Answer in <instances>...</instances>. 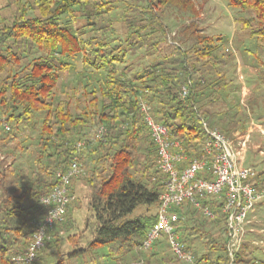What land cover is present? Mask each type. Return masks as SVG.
<instances>
[{
	"label": "trees",
	"instance_id": "16d2710c",
	"mask_svg": "<svg viewBox=\"0 0 264 264\" xmlns=\"http://www.w3.org/2000/svg\"><path fill=\"white\" fill-rule=\"evenodd\" d=\"M12 3L9 14L0 16V117L10 125L9 131L0 128V140L6 143L16 138L7 154L11 160L15 148L32 145L33 162L11 187L1 185L0 264H14L12 256L31 239L32 221L45 212L39 196L57 183L56 172L65 169L75 154L83 170L78 177L90 189L92 224L86 246L67 254H88V261L97 264L98 258H113L114 251L138 250L155 216L133 212L140 205L158 204L164 180L140 103L150 105L153 117L166 125L186 154L198 155L203 140L199 115L210 126L218 119L222 131L236 132L238 121L227 117L226 101L219 94L227 86L222 66L232 58V52L222 37L202 32L198 23L203 14L193 0ZM227 4L250 11L251 16L236 21L264 48V0H227ZM118 8L121 31L115 27ZM168 12L182 19L174 33L163 18ZM77 16L83 27L79 33L72 22ZM139 49L143 51L137 55L138 61H133ZM75 55L81 56L86 72L103 76L96 77L94 84L90 82V90L83 84L82 99H58L55 89L61 71L70 66L66 58ZM184 84L189 88L185 101L179 95ZM100 124L107 127L104 140L76 150L74 143L90 138ZM29 132L35 136L25 134ZM11 174L14 177V171ZM4 178L5 172L0 171V183ZM173 210L180 215L176 224L179 237L191 252L196 237L193 230L203 228L195 227V222L189 225L190 221L223 224L219 211L214 220H208L188 204ZM57 225L60 223L53 229ZM51 240L55 242V238ZM224 241L221 239L218 247L211 244L195 263L228 264ZM151 247L153 254L157 241ZM217 250L221 254L212 258ZM233 263L264 264V260L236 253ZM54 264H61L60 260Z\"/></svg>",
	"mask_w": 264,
	"mask_h": 264
},
{
	"label": "rangeland",
	"instance_id": "374dc122",
	"mask_svg": "<svg viewBox=\"0 0 264 264\" xmlns=\"http://www.w3.org/2000/svg\"><path fill=\"white\" fill-rule=\"evenodd\" d=\"M13 1L0 0V16L9 14L10 9L14 7ZM193 2L200 7L199 12L203 14L198 23L202 32L222 37L225 41L224 46L232 52V58L222 66L226 73L224 82L227 86L221 89L219 94H222L226 101L225 106L229 113H227V117L234 116L233 118L238 121L235 125L236 132L222 131L218 119L215 120L212 127H217L230 139L242 136L238 139L241 140L244 136H248L242 163L256 171V180L258 179L264 188V63H262L264 62V48L260 47L258 41L254 37H250L246 30L241 29L236 21L237 17L250 15V11H241L231 7L227 4V0H193ZM120 13V8H118L115 12V27L118 31L123 29ZM76 18L72 22L76 32L79 33L83 27H80L81 19L78 21L80 16ZM163 18L172 33L179 28L182 22V19L174 16L173 12H168ZM169 35L171 37L172 34ZM137 51V54L132 58L133 61H138L136 60L137 55L143 50ZM80 55L72 56L70 59L66 58L70 66L67 70L61 71L60 80L55 89L58 99H70L73 102L82 99L83 84H87L90 90L94 79L103 76V74L93 75L90 71L86 72L82 67ZM241 86L246 87L244 93H242ZM256 124H260L262 130ZM25 134L35 136L32 132ZM22 138V134H19L17 139L21 140ZM14 139H9L6 143H2L0 140V171L5 172V178L0 183V192L2 186L8 189L13 184L12 181H19V176L25 174L33 162L32 145L24 149L23 146L15 148L11 153L14 156L11 160L7 154L13 148ZM28 139L22 145L27 143ZM12 171H14V177H12ZM156 210L157 205H140L133 214L155 216ZM69 214L70 218H67L66 214L63 223L60 222V225L51 231V238H55V242L51 240L42 250L39 264H54L57 260H60L61 264H93L88 261V254L79 256L67 254L75 248L86 246V241L89 238V225L92 224L90 223L91 217L84 206L71 209ZM194 217L197 219L198 216L195 214ZM246 219L245 234L241 237L240 245L236 246L232 260L225 248L227 232L224 223L207 220L201 222L197 219L189 222V225H193L195 222V227L203 228L202 230H193V235L196 236L191 247L194 255L193 262L185 263L175 258L165 240L158 239L153 254H151L152 247L149 249L141 247L138 250L133 249L125 253L114 251L113 258L109 256L98 258L97 264H196L195 259L197 260L198 255L205 253L211 244L218 247L223 238L225 239V254L229 259L228 264H234L236 253H240L243 258L264 260V198L252 205L247 212ZM103 251L106 253L107 249ZM218 253L221 254V251H215L211 257L214 258Z\"/></svg>",
	"mask_w": 264,
	"mask_h": 264
},
{
	"label": "built area",
	"instance_id": "2783aa9c",
	"mask_svg": "<svg viewBox=\"0 0 264 264\" xmlns=\"http://www.w3.org/2000/svg\"><path fill=\"white\" fill-rule=\"evenodd\" d=\"M179 95L185 101L189 95L187 85L181 86ZM140 110L156 147L157 167L164 175L155 221L142 239L141 247L149 249L155 241L164 239L175 258L185 263L193 262L194 255L183 244L176 229L180 215L173 210L188 204L208 220H214L217 211L223 215L227 232L225 248L232 260L234 250L245 234L248 210L264 198V188L258 187L255 182L256 171L242 164L248 136L241 140L238 139L242 136L230 139L199 115L203 130L200 153L189 156L182 149L180 141L170 136L166 125L153 117L149 104L142 101ZM0 128L10 130L4 116L0 117ZM106 132L107 127L100 124L90 138L77 140L74 147L79 150L86 144L102 141ZM81 173L83 170L77 154L73 155L65 169L56 172L57 183L38 199L45 212L32 221L31 239L21 251L12 256L14 264L39 263L40 251L51 240L50 231L65 218L70 200V181ZM38 231L43 232V243L35 246Z\"/></svg>",
	"mask_w": 264,
	"mask_h": 264
},
{
	"label": "crops",
	"instance_id": "0c3cea01",
	"mask_svg": "<svg viewBox=\"0 0 264 264\" xmlns=\"http://www.w3.org/2000/svg\"><path fill=\"white\" fill-rule=\"evenodd\" d=\"M240 88L242 90V93H244V89H246V87L241 86ZM256 126L258 128H260V130H262L260 124H256ZM236 138H237V136H236ZM255 182L257 183L258 187L263 188V185H260V182L258 181V179L255 180ZM69 194H70V200H69L67 210H66L67 218H70L69 213H70L71 209L76 208V207H80V206L81 207L84 206V208L87 210V213H88V200H89V195H90V189L83 182L81 177L73 178L70 181ZM66 214H65V216H66Z\"/></svg>",
	"mask_w": 264,
	"mask_h": 264
},
{
	"label": "clouds",
	"instance_id": "9594fccd",
	"mask_svg": "<svg viewBox=\"0 0 264 264\" xmlns=\"http://www.w3.org/2000/svg\"><path fill=\"white\" fill-rule=\"evenodd\" d=\"M36 235H37V238L35 239V246H39L40 244L43 243V232L38 231Z\"/></svg>",
	"mask_w": 264,
	"mask_h": 264
}]
</instances>
